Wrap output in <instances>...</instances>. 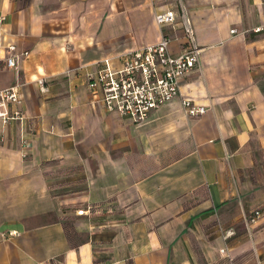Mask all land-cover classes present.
Here are the masks:
<instances>
[{"label": "crops", "instance_id": "0c3cea01", "mask_svg": "<svg viewBox=\"0 0 264 264\" xmlns=\"http://www.w3.org/2000/svg\"><path fill=\"white\" fill-rule=\"evenodd\" d=\"M184 11L201 51L180 94L141 121L105 109L94 63L185 50ZM263 24L264 0H0L21 98L0 118V264H264Z\"/></svg>", "mask_w": 264, "mask_h": 264}, {"label": "built area", "instance_id": "2783aa9c", "mask_svg": "<svg viewBox=\"0 0 264 264\" xmlns=\"http://www.w3.org/2000/svg\"><path fill=\"white\" fill-rule=\"evenodd\" d=\"M173 10L156 12L154 20L161 25L173 22ZM182 29L188 47L185 50L174 54L169 49L170 39L162 36L152 44L127 51L124 54L115 55L95 62L97 66L95 80L102 87L103 104L105 109L118 110L123 116H129L134 121H141L157 106L179 95L180 77L194 66L199 65L201 48L196 44L195 34L191 20L186 12L182 13ZM264 29V24L252 29L258 32ZM231 33L236 34L237 29L231 28ZM244 32V30H243ZM10 45L8 50H13ZM27 51L23 52L27 55ZM112 59L120 62V67L111 66ZM16 57L10 55L6 59L9 68L16 69ZM35 82L40 86V90L45 91L44 77H39ZM94 84V83H93ZM18 84L0 87V118L4 122L20 117L17 109H10V104H18L21 100L18 92ZM184 113L188 117H198L205 113L208 108L195 105L190 100H182ZM24 150L30 148V142H24ZM90 207L79 210V214L89 213ZM261 215L260 209H254L249 215V220L253 221ZM228 233V231H227Z\"/></svg>", "mask_w": 264, "mask_h": 264}]
</instances>
